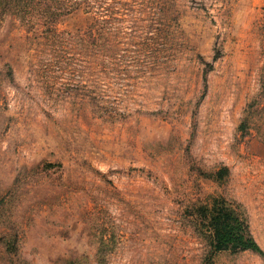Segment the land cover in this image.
Here are the masks:
<instances>
[{
	"label": "rangeland",
	"instance_id": "374dc122",
	"mask_svg": "<svg viewBox=\"0 0 264 264\" xmlns=\"http://www.w3.org/2000/svg\"><path fill=\"white\" fill-rule=\"evenodd\" d=\"M81 2L0 9V264H264V0Z\"/></svg>",
	"mask_w": 264,
	"mask_h": 264
},
{
	"label": "trees",
	"instance_id": "16d2710c",
	"mask_svg": "<svg viewBox=\"0 0 264 264\" xmlns=\"http://www.w3.org/2000/svg\"><path fill=\"white\" fill-rule=\"evenodd\" d=\"M80 2L81 0H0V9L3 11L4 9L16 7L18 11L26 15H30L33 10L40 9L43 24L52 30L55 20L68 13V5L73 3L74 9ZM86 3L87 8L91 7L89 2L86 1ZM71 7H69V10ZM96 21H98L99 28L100 18ZM197 210L200 211L198 215L202 217L201 219L207 221V227L211 235L209 259L213 253L218 251L239 252L245 250L255 252L264 258V251L252 237L245 218L232 204L225 199L215 198L208 205H200ZM195 213L197 214V212Z\"/></svg>",
	"mask_w": 264,
	"mask_h": 264
}]
</instances>
